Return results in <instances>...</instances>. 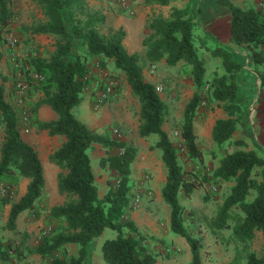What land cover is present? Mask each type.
<instances>
[{"label":"trees","instance_id":"obj_1","mask_svg":"<svg viewBox=\"0 0 264 264\" xmlns=\"http://www.w3.org/2000/svg\"><path fill=\"white\" fill-rule=\"evenodd\" d=\"M38 4L43 19L28 27L30 35L46 34L54 37V50L49 57L33 56L27 61L30 71L43 75L34 85L41 95L32 107L31 123L37 130H47L50 135L62 134L65 141L49 158L65 173L58 174V190L68 198L60 205L49 208L50 218L59 223L49 235H43L29 253L49 258L48 264H87L88 249L95 237L106 228L116 231L100 247L104 264H155L157 254L140 243L144 236L133 219L126 217L131 200V164L137 148L123 140L89 128L73 114V107L83 99V91L93 81L89 75L88 59L99 57L102 67L105 59L113 60V67L122 72L131 91L139 102L138 135L157 136L156 147L166 168L165 182L161 187L163 200L169 205V229L180 236L188 247L190 264H202V239L193 236L184 223L185 208L180 195L189 197L198 182L188 178L178 162L177 153L163 123L167 104L156 90L155 84L142 75L140 54L130 53L123 45L124 31L110 29L103 35L100 26L105 15L98 10L89 11L86 0H33ZM171 0H144L146 5H167ZM11 0H0V39L10 30L13 17ZM229 11L228 42L246 45L250 51L252 68L264 88V8L243 7L232 0H216ZM64 10L68 12L71 26L67 24ZM81 12L84 18L75 14ZM148 33L142 39L143 56L147 62L161 59L169 66L184 61L190 66L191 79L197 89L188 99L182 114L181 136L189 158L203 159L197 146L193 129L196 111L201 103L198 91L204 84L206 66L194 42L195 22L188 7L171 6L167 16L153 15L147 22ZM218 39V38H217ZM219 40V39H218ZM219 40L211 53L219 57L223 72L214 74L208 85V97L216 101L226 116L217 118L211 130L217 146L232 140L244 111L239 98V77L242 63ZM3 53L0 49V62ZM4 76L2 80L4 81ZM49 105L56 119L41 120L36 116L39 105ZM0 124L3 139L0 143V180L23 176L29 178L25 193L10 206L6 228L15 231L16 220L23 210L36 211L37 200L44 188L43 167L35 149L23 140L18 129V116L7 100L5 87L0 83ZM93 143L101 144L107 152L99 159L101 167H108L118 175L115 186H110L100 197L88 153ZM236 145L243 140H235ZM115 148L118 153H109ZM260 167V170H258ZM212 177L221 182H231L213 219L216 229L231 228L227 241L234 242L235 252L228 264H240V253L253 239L255 231L264 234V158L254 149H235L225 152L212 171ZM2 204L8 198H2ZM236 208L237 210H234ZM232 223V224H231ZM78 246L75 254H68L65 245ZM60 256H54L57 251ZM11 251L23 258L17 247L7 249L0 236V260H8ZM246 264H264L260 256L248 249Z\"/></svg>","mask_w":264,"mask_h":264},{"label":"rangeland","instance_id":"obj_2","mask_svg":"<svg viewBox=\"0 0 264 264\" xmlns=\"http://www.w3.org/2000/svg\"><path fill=\"white\" fill-rule=\"evenodd\" d=\"M96 1L101 0H86V7L89 11L98 10L102 13V10L107 8L111 11L113 20L120 18V21H116V28L105 21L100 26L103 35H107L111 28L113 30L121 28L124 34L125 32L130 34L131 32L132 35L137 37V35L144 33L145 36L148 33V20L153 15L167 16L171 8L154 6L155 4H153L150 9H140L131 16L127 13V10L131 9L125 5L114 6L109 2L104 3L106 5H100ZM232 1L243 7L264 8V0ZM177 2L179 7H188L192 14L195 22L194 42L197 46V52L206 66L205 81L198 90L202 96L201 103L197 108L193 122V129L197 134V146L202 151L203 159L198 160L188 157L185 141L181 136L184 106L197 89L191 79L190 66L184 61H179L174 66H169L165 62L156 65L155 73L160 77L156 84L162 86L159 95L167 104L163 129L167 131L170 141L175 147L178 162L186 176L198 182L189 197L180 195L179 198L180 203L185 208L184 223L188 231L193 236H199L202 239V264H225L234 254V242L227 241V233L230 228H214L213 219L224 197L229 192L231 182H221L214 179L212 171L225 152H231L235 149H254L264 158V88H260L259 79L252 68L249 48L244 44L237 45L227 41L229 37V11L226 7L219 5L216 0H177ZM10 3L13 10L10 30L3 34L6 41L0 39V49L3 53L0 62V83L4 85L6 98L16 111L19 120V115L23 111H32L34 103L39 98V92L34 89L35 83L31 81L30 74L27 73L22 77V80L26 79L28 88L19 92L20 87L16 86L17 73L24 71L29 66L27 62L29 58L37 55L49 57L54 43H51L50 40L41 43L39 38L28 33L27 29L31 24L38 23L43 19L41 9L36 2L33 0H11ZM108 5L110 8L107 7ZM64 14L70 27L71 20L68 18V12L64 10ZM102 14H108L110 17V13ZM75 15L84 18V14H81V12ZM217 38L222 43H226L225 45L243 65V72L239 77V98L244 114L237 124L232 140L221 146H217L213 142L211 130L214 121L217 118L225 117L226 114L216 101L207 96V87L211 78L215 73L220 74L223 72L220 58L211 53V49L219 44ZM132 41L133 39H131ZM141 61L143 66L148 63L145 58H141ZM105 68L106 75L115 77L120 85L121 79L125 75L115 69L113 65ZM4 76L6 79L3 81ZM134 97L137 99L133 94ZM133 98L130 106L131 111L135 109ZM125 107L128 109V102ZM137 109L134 118H138L139 124L138 99ZM122 112H124V108ZM31 120L32 112L29 123L30 129L32 126L34 127ZM120 128L122 126L119 123H114L107 126L101 133H109L112 137L123 140L137 148L136 156L131 164V200L126 217L134 218L139 224L138 229L144 236L140 243L155 252L159 256L161 264H190V261L185 258L189 249L184 240L172 233L166 223L169 205L163 200L162 195H160L162 199L158 197L159 199L155 200L154 198V190L151 184H164L166 176V168L161 159V150L155 145L157 136L152 134L146 138L140 137L137 131L136 137L127 140L124 139ZM3 135V126L0 124V143ZM237 139L243 140L244 143L236 145L234 142ZM93 152H90L91 168L96 174L98 184L115 186L118 181L117 173L107 166L101 167L99 165L100 158L96 157L99 154V149H94ZM109 153H118V150L112 148ZM106 155L107 152L104 149L102 156ZM50 165L52 164L49 161H44V174L46 173L47 180L50 175L49 172H51L48 168ZM258 170H260V167H258ZM22 178L23 176L17 175L15 179L5 178L0 180V236L7 249L11 250V248L17 247L24 255L23 258L19 259L11 251L10 258L0 260V264H48L49 258H41L38 254L29 253V251L43 235L51 234L61 224L50 218L48 211L53 203H60L62 197L58 196L55 187L53 188V195L50 197L40 196L37 200L36 211L23 210L17 217L16 230L11 231L6 228V221L11 204L22 196L21 188L25 183L21 181ZM27 179L29 182V178ZM19 184L22 185L19 186ZM99 188L101 189L102 185H99ZM2 198H8V203L2 204ZM234 210L237 209L234 208ZM115 235V230L106 228L103 234L95 237L88 249L87 264H102L99 259V256H101V243L104 239L112 238ZM256 245L259 249L258 252L263 254L264 244L261 243L259 237L256 238ZM251 248L252 240L248 243L246 249L244 248L241 251L240 264H246L245 254ZM77 249L76 244L75 246H66L68 254H75ZM60 255V250L54 254V256Z\"/></svg>","mask_w":264,"mask_h":264},{"label":"crops","instance_id":"obj_3","mask_svg":"<svg viewBox=\"0 0 264 264\" xmlns=\"http://www.w3.org/2000/svg\"><path fill=\"white\" fill-rule=\"evenodd\" d=\"M123 1L125 2V6L131 9V10H127V13L130 14L131 16L135 12L139 11L140 9L146 10V9L151 8V5H146L144 3V0H123ZM96 2L99 3L100 5H106L104 4L106 2L112 3L114 6L122 5L121 0H101V1H96ZM173 5L179 7V3L177 2V0H171L167 5L155 4L154 6L171 7ZM107 7L110 8L109 5ZM102 13H110V17L108 14L105 15V21H108L109 24L113 25V27L116 28L117 27L116 21H120V18L119 19L116 18L113 20L112 13L111 11L107 10V8H105V10H102ZM143 34L142 35L139 34L136 37L135 35H132L131 32L130 34L125 32V36L122 41L124 47L127 49L128 52L130 53L136 52L140 54L141 58H144L143 47H142V39L144 37ZM35 37L39 38L41 43H44L46 40H50L51 43H54V38L46 34L35 35ZM131 39H133L132 42H131ZM54 48L55 47L53 44L51 47L52 52ZM104 61H105L106 67L113 65L112 59H105ZM100 62L101 61L99 57H92L88 59L89 75L93 77L94 79L90 83V85L84 89L82 101L78 105L73 107L72 109L73 114L78 119L83 121L89 128L95 131H100V132L104 131V129L107 128V126L109 125H112L114 123L116 124L119 123V125L122 126L120 130L123 132L124 139L130 140L131 137H136L137 135L138 118L136 117L137 118L136 120V118H134V115L138 109H137V99L135 97L133 98V93L125 77H122L120 85H119V89L116 95L112 97L111 100L101 104L98 108L93 107V94H94L93 91H95L96 87H98L97 82L102 81L103 76L106 74V68L102 67ZM161 62H165V60L161 59L157 62L145 63V66L142 67V75L146 81L154 83V84L157 83L160 77L159 75H157V73L151 74L149 72V66L150 64L159 65L161 64ZM40 95L41 94L39 93V97ZM132 98L134 102L133 106L135 108L134 111L130 110V106L132 104ZM127 102L129 103L128 109L127 107H125ZM122 107L124 108V112H122L123 110ZM36 116L41 120H52V119L57 118V114L55 113V111L47 104L39 105ZM21 137L23 138L24 141H26L28 144H30L35 149L42 163L45 185H44L41 196L45 195V196L50 197L51 195H53V192H54L53 188L55 187L56 192H58V196L62 197V201L60 203H53L51 207L54 205L62 204L68 196L65 193H59L57 184H58V174L60 172L65 173V170L61 169L55 162L50 160L49 155L53 150L58 148L65 141V136L62 134L50 135L47 130H37L35 127L32 126L30 129V132L28 134H23V135L21 134ZM94 149H99V152H98L99 154L98 156L96 155V157H98V159L101 158L105 148L99 143H93L92 146L88 150L89 156H90V152L94 153L93 152ZM90 160H91V157H90ZM44 161H49L52 164L48 166L49 170H51V172H49L50 175H49L48 180H47L46 173L44 174ZM99 173L101 172L99 171ZM94 178H95V182L98 188V194L100 197H102L106 193V191L109 189L111 184H98L96 174H94ZM21 181L27 184L28 179L23 177ZM25 183L23 184V187L21 188L22 189L21 195H23L26 191ZM49 184H52V185H49ZM20 185L22 184H19V186ZM99 185H102L101 189L99 188ZM162 185L163 184H151L154 190L155 200H158L159 198L162 199L160 196L161 195L160 189ZM132 219L135 222L136 226L138 227L139 224L136 222L134 218ZM166 223L167 225H169V214L167 216ZM104 232L105 230L103 231V233ZM230 233H231V228L229 229V232L227 234L229 235ZM258 237L261 243L264 244V234L260 230H257L255 231V235L252 239L251 250L254 251L257 254V256H260L262 253L258 252L259 249L256 245V238ZM67 245L75 246L74 243H68L65 245V247ZM234 252H235V249H234ZM185 258L190 261L191 254L189 253V251L187 252ZM99 259L101 260V263L104 264L102 260V256H99ZM231 259L227 261L225 264H228L231 261ZM155 264H161V261L158 255H157Z\"/></svg>","mask_w":264,"mask_h":264},{"label":"built area","instance_id":"obj_4","mask_svg":"<svg viewBox=\"0 0 264 264\" xmlns=\"http://www.w3.org/2000/svg\"><path fill=\"white\" fill-rule=\"evenodd\" d=\"M122 5H125V2L121 0ZM29 69V66L26 67V69L22 72L17 73V79L16 86L20 87L21 91L27 90L28 88V82L25 80H22V77H24L26 70ZM149 72L151 74L156 72V65L150 64L149 66ZM30 79L32 82L37 83L39 80L43 79V75L38 72L30 71ZM98 87L96 88V91L93 94V107L98 108L101 104L109 101L114 97L119 89V82L115 77L107 76L106 74L103 76L102 81L97 82ZM156 90L160 92L162 90V86L160 84H155ZM17 94V93H16ZM31 119V112L23 111L19 115L18 120V129L20 133H29V123Z\"/></svg>","mask_w":264,"mask_h":264}]
</instances>
